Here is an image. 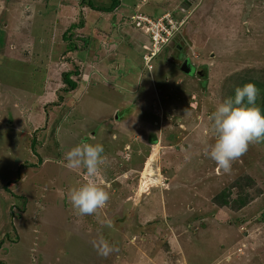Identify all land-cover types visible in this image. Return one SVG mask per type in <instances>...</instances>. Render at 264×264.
<instances>
[{
	"label": "rangeland",
	"instance_id": "obj_1",
	"mask_svg": "<svg viewBox=\"0 0 264 264\" xmlns=\"http://www.w3.org/2000/svg\"><path fill=\"white\" fill-rule=\"evenodd\" d=\"M119 2L184 23L147 63L128 13L93 10L112 0H0V264H264V141L231 173L204 154L211 113L264 81V0ZM83 143L104 148L94 178L65 167ZM89 180L112 228L67 198Z\"/></svg>",
	"mask_w": 264,
	"mask_h": 264
},
{
	"label": "clouds",
	"instance_id": "obj_2",
	"mask_svg": "<svg viewBox=\"0 0 264 264\" xmlns=\"http://www.w3.org/2000/svg\"><path fill=\"white\" fill-rule=\"evenodd\" d=\"M257 95L258 89L253 83L237 87L234 100L226 99L209 116L215 141L204 149V154L215 161L224 173H231L233 162L246 154L249 144L264 141V115L258 107L252 106ZM103 152L101 144L74 146L64 154L65 167L69 170L83 168L89 177L94 178L100 173L101 166L106 164ZM67 198L76 215H95L102 225L113 227L112 221L100 218V210L107 206L110 199L104 187L89 180L70 188ZM92 245L99 255L105 257L119 251L102 237L93 240Z\"/></svg>",
	"mask_w": 264,
	"mask_h": 264
},
{
	"label": "built area",
	"instance_id": "obj_3",
	"mask_svg": "<svg viewBox=\"0 0 264 264\" xmlns=\"http://www.w3.org/2000/svg\"><path fill=\"white\" fill-rule=\"evenodd\" d=\"M132 20L135 22V26L142 27L144 33L149 37V54L144 56L147 63L156 57L167 43H170L184 23V20H175L171 13H164L156 18L137 14L132 17ZM148 67L150 66L148 65Z\"/></svg>",
	"mask_w": 264,
	"mask_h": 264
},
{
	"label": "trees",
	"instance_id": "obj_4",
	"mask_svg": "<svg viewBox=\"0 0 264 264\" xmlns=\"http://www.w3.org/2000/svg\"><path fill=\"white\" fill-rule=\"evenodd\" d=\"M112 2H113V4L110 5V7L98 6V7H96L93 10H96V11L101 12V13H103V12H105V13L113 12V10L120 5V2H119V0H112ZM89 5H91V4H89ZM131 7L132 8H128L124 12L126 14L128 13L127 22H131V24H132V17L133 16H135L136 14L143 15L144 13H140L138 10H136L137 9L136 5H133V6L131 5ZM159 15H160V13H156L155 15L151 16V18H156ZM95 24H97V23H95ZM128 24L131 25L130 23H128ZM134 27L135 28H139V27H136V26H134ZM137 30L140 32L139 29H137ZM141 46H143L142 48H140L141 50L145 51L147 49L144 44L141 45ZM252 83H254V82H252ZM255 85H256L257 89L261 91L260 96H259L260 100H258V98H256V101H259V105L257 107L260 109L261 114L264 115V81L262 83H256ZM202 86L205 88V83L202 84ZM245 103H246V101H245ZM151 141L154 142L155 140L152 139ZM223 203H224V205L227 204L226 201L223 202ZM245 205H246V199L239 200V207H243Z\"/></svg>",
	"mask_w": 264,
	"mask_h": 264
},
{
	"label": "flooded vegetation",
	"instance_id": "obj_5",
	"mask_svg": "<svg viewBox=\"0 0 264 264\" xmlns=\"http://www.w3.org/2000/svg\"><path fill=\"white\" fill-rule=\"evenodd\" d=\"M172 43V42H171ZM182 51H183V49H182ZM180 55V54H179ZM178 55V56H179ZM179 69L181 70V71H183L184 73H186V74H193L194 72H195V69H194V67H193V65L191 64V62L189 61V59L188 58H184L183 60H182V62H181V64H180V66H179ZM203 69H205V68H203ZM203 69H201L200 68V70H197V73H198V77L199 76H205L206 74H205V70L203 71Z\"/></svg>",
	"mask_w": 264,
	"mask_h": 264
},
{
	"label": "crops",
	"instance_id": "obj_6",
	"mask_svg": "<svg viewBox=\"0 0 264 264\" xmlns=\"http://www.w3.org/2000/svg\"><path fill=\"white\" fill-rule=\"evenodd\" d=\"M155 1L158 2V0H155ZM142 2H143V1H142ZM132 6H133V5H132ZM116 8H117V7H116ZM127 8H132V7H131V5L127 6V4H126V5H123V4H122V7L117 8V11H119V10L125 11V10H127ZM137 9H138V8H137ZM137 9H136V10H137ZM166 12H168V11H166ZM162 14H163V12L160 13V15H162ZM160 15H159V16H160ZM113 16H114V14H113ZM113 16L111 15V19H113ZM95 17H96V16H95ZM121 19H122V17H121ZM96 22H97V19L95 18V20L92 21V25H94ZM121 43H122V42H121ZM141 43H142V42H141ZM141 43H139V44L137 45V48H139V47L142 48V47H143V46L141 47Z\"/></svg>",
	"mask_w": 264,
	"mask_h": 264
}]
</instances>
